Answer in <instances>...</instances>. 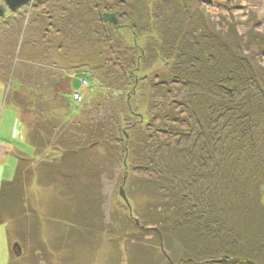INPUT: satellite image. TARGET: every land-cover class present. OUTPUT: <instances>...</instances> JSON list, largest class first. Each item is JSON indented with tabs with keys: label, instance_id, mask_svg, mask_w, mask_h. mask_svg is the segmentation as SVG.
<instances>
[{
	"label": "rangeland",
	"instance_id": "obj_1",
	"mask_svg": "<svg viewBox=\"0 0 264 264\" xmlns=\"http://www.w3.org/2000/svg\"><path fill=\"white\" fill-rule=\"evenodd\" d=\"M89 8L93 22L86 25L80 21ZM107 13H116L119 26L109 24ZM169 18L180 30L176 54L160 45L150 54L153 40L174 30ZM192 32L211 35V51L219 56L229 55L219 46V37L226 38L232 50L251 56L247 62L263 70L264 80V0H31L17 10L0 0V142L21 153L14 132L22 126V145L34 152L32 132L49 134L47 148L37 151L39 160H29L30 152L19 159L12 152L4 164L11 183L20 159L27 169L21 185L4 187L10 201L0 195V264H184L193 244L188 242L196 237L184 229L174 234L179 214L222 212L239 192L245 198L223 214L235 232H227L233 236L226 233V240L240 234L251 247L243 248L240 239L229 245L235 250L214 252L216 258L198 264H251L236 256L264 264V249L251 241L264 238V164L247 168L251 181L244 188L239 182L246 170H209L214 123L208 119L214 108L207 101L214 93L198 76L199 66L207 64L199 65L195 55L179 56L182 41L198 52ZM187 34L194 42H184ZM200 73L212 76L209 68ZM63 77L69 78L67 87ZM196 109L204 112L201 120ZM220 120V129L227 126L228 120ZM53 161L62 164L52 166L61 176L54 177L72 183L75 176L80 191L68 181L66 187L61 180L48 182L46 165ZM21 200L25 214L13 216ZM134 222L145 228L142 235Z\"/></svg>",
	"mask_w": 264,
	"mask_h": 264
},
{
	"label": "trees",
	"instance_id": "obj_2",
	"mask_svg": "<svg viewBox=\"0 0 264 264\" xmlns=\"http://www.w3.org/2000/svg\"><path fill=\"white\" fill-rule=\"evenodd\" d=\"M167 1V0H166ZM90 13V14H89ZM91 13L93 11L89 8L87 16H84L81 18V23L86 24L91 21ZM134 14V13H133ZM162 17V16H161ZM160 18V15L157 14V19ZM172 20L174 21V16H172ZM171 18L168 20V26L172 27L174 30H169L170 36H168V29L165 31H162L160 33L159 39H154L153 42L148 44V52L155 53L154 46L160 45V50L163 51V49L166 52H171L176 54V35L180 33V30H177V26L175 22L171 21ZM135 18H132L134 20ZM183 16V20H184ZM177 20V19H176ZM163 22V21H162ZM160 22V24L162 23ZM159 24V23H158ZM163 24V23H162ZM91 25V23H90ZM167 26V27H168ZM135 28V27H134ZM161 27H158L159 30ZM171 31V32H170ZM196 32V31H195ZM198 32H200V28H198ZM191 33V31L189 32ZM193 33V32H192ZM195 35V37H198V39L194 42V39L191 38L188 34L186 35L184 42L188 39L189 43H191V40L195 44L194 48H199L198 52L194 50H191V45H186L185 43H182V47L180 50V57H188L192 58L194 55L197 59H200V64L206 63V66H199L202 71H204L206 68H209L210 73L212 76L205 75L204 73H200L202 71H199L198 76L201 79V82L205 89H210L212 93H214V97L212 98L211 102L207 101V104H210V107L212 109L214 108L213 115L210 116L209 121H213L214 123V142L210 144V142L207 141V146L213 151V157L212 161L214 163V166L209 168L211 171L216 167H219V169H224L225 167L230 169V171L243 173L245 170L246 176L243 180H241L240 188H244L247 183L251 181V177L247 176L249 167L250 171L254 167H259L260 163L264 164V80L263 79V70L256 71L258 69L255 68L254 65L251 66L249 62H247L249 56H243L241 53H238L236 50H232L230 48V43L227 41V39L220 38L219 46L222 48V51H228L229 55L220 54L221 56L217 55V53H212L211 48L214 46V42L216 41L211 35ZM174 37V39H172ZM208 39H211L212 41H208ZM165 42V44H164ZM211 42V43H210ZM159 43V44H155ZM197 43V44H196ZM173 46H172V45ZM207 44L210 46L207 48ZM167 47V48H166ZM185 49L187 51H185ZM185 51V52H184ZM208 51V53H207ZM147 53V52H146ZM149 55V54H148ZM178 55V54H177ZM208 55V56H207ZM227 56V58H226ZM161 57V53L157 56V58ZM212 57V59L210 58ZM252 59V58H251ZM228 60V61H226ZM221 63L226 64V69H223L221 66ZM179 66H182V63H179ZM232 67H229L231 66ZM204 67H206L204 69ZM184 70V69H183ZM222 72H224V75L222 77ZM219 75V78L215 77V75ZM183 75V74H182ZM50 78H52L50 76ZM54 79V77L52 78ZM64 79L63 84L65 87L69 85V78H62ZM59 85V84H58ZM59 88V86H58ZM203 103L206 104V99H202ZM222 102V103H221ZM192 106V105H191ZM199 106V104H198ZM196 108V107H195ZM199 109V107H198ZM197 110V113L200 115V120L202 117H204L203 110ZM218 119L220 120V124L224 125V121L228 120L227 126H223L220 129V126H217ZM39 124V123H38ZM40 125H38L39 127ZM45 129V128H44ZM45 131H52V128H46ZM37 133L38 138H34L33 135ZM32 141L35 144L43 145V140L40 135L39 131L32 132ZM39 139V140H37ZM39 141V142H38ZM256 147V148H255ZM208 151V150H207ZM46 161V160H45ZM45 161L43 163L47 164ZM55 162V161H53ZM49 163L48 167L46 168V173H52L51 176H60V174H56L57 172L52 168V166L62 164H57V161L55 163ZM25 161L23 159L19 160L17 171L14 177V180L12 182V185L14 184H20L22 182V169L27 166L25 165ZM63 164L66 163V161H62ZM25 165V166H24ZM47 166V165H46ZM186 167V166H185ZM184 167V168H185ZM221 167V168H220ZM189 169L192 168L190 165L188 167ZM27 168L25 167V170ZM208 169V167L206 168ZM24 170V171H25ZM211 172H207L205 174L206 179H210L213 176L210 175ZM76 174V173H75ZM193 176V175H190ZM61 177V176H60ZM60 177H54L55 179H51L48 177V182L50 181H58L61 180L64 183V186H67V181L69 184V187L71 186V190L80 191V186L77 185V181H79L75 176L72 183L70 182L71 179H60ZM187 177V176H186ZM185 177V178H186ZM197 178L193 177V180H196ZM63 185V184H62ZM234 189V188H232ZM14 190H11V192ZM238 191V190H237ZM240 191V190H239ZM69 192L70 189H69ZM80 193V192H79ZM82 194V193H80ZM21 195V194H20ZM242 195L239 192V197H235L234 200L228 201L229 203L225 202V205H223L222 212L216 211L215 213H210L209 211L203 215L201 212H195L197 214L196 218H191V213H182L179 214V219L176 220L173 224V231L174 234H179L181 232L183 234L184 231L189 230L192 235L196 238L193 239V241H190L188 243H193L189 247V253L187 256V260H184V264H198L199 262L203 261L202 259L210 258L214 259L216 258V254L220 253L224 249L227 251H233L236 248L230 247V243L233 242H239L238 240H242L245 244L243 248H250L249 242L250 240H245L242 235H235L237 236L234 240L231 238L229 240H226V233L227 232H234V227L231 222H225L224 221V212L225 210H228L229 207L233 206L236 199H240L239 201H242L243 198ZM262 196V195H261ZM261 196L258 199L259 205L262 204V201H260ZM22 197V196H21ZM263 197V196H262ZM23 200V199H22ZM244 204L240 205L242 207ZM246 206L244 207L245 211ZM259 210L264 213V208H261L259 206ZM160 212V210H158ZM157 211V212H158ZM171 211V209H170ZM243 211V212H244ZM152 212H155V210H152ZM158 212V213H159ZM172 213H176L174 211H171ZM155 213V214H158ZM160 217L164 220L163 215ZM161 219V220H162ZM162 222V221H160ZM134 228L138 229L139 235L143 234V231L145 230L144 227L140 226L139 223L134 222L133 223ZM33 226V225H32ZM40 228V225H37V229ZM161 230V229H160ZM162 234L163 231L161 230ZM232 233H227L233 236ZM163 238H165L166 242L169 243L166 236L162 235ZM229 236V237H231ZM169 239V238H168ZM221 242H217L220 241ZM185 242V240H183ZM252 242L255 241V245L253 244L254 248H258L263 251L264 247L261 245L264 244V238H262V242L258 239L255 240L254 238L251 240ZM187 243V242H186ZM241 243V242H240ZM259 243V244H258ZM258 244V245H257ZM198 246V247H197ZM229 247V248H228ZM221 250V251H220ZM216 254H215V253ZM214 253V254H213ZM212 254V255H211ZM237 257V258H236ZM233 257L234 259L239 260V258L243 261H247L251 264H262L257 263V261L253 260L251 256H236Z\"/></svg>",
	"mask_w": 264,
	"mask_h": 264
},
{
	"label": "crops",
	"instance_id": "obj_3",
	"mask_svg": "<svg viewBox=\"0 0 264 264\" xmlns=\"http://www.w3.org/2000/svg\"><path fill=\"white\" fill-rule=\"evenodd\" d=\"M20 120V118H17V125L19 124V121ZM21 124V123H20ZM18 127V126H17ZM25 134V132H24V129L22 128V126H21V129L19 130V128L18 129H16L15 130V132H14V139L15 140H17V141H13L14 143H16L17 145H18V147L20 148V150H21V153H20V151H19V153H17V147L15 146V145H10V144H8V143H3V142H0V193H2V190H3V188L5 187L6 188V186H8V185H12V183H11V181H10V179H6V176L4 175V164L6 165V160L7 159H9V157H10V154L12 153V152H15V154L18 156V159H19V157L20 156H22L25 152H30V155H28L29 157H28V159L29 160H39L40 159V157H41V155L39 154V153H37V151L39 150V148L40 147H44L45 146V148H47L46 146H47V139H49L47 136H49V134H47V133H41L40 132V135H41V137H42V140H43V145L41 146V145H38V144H34L33 142V148H34V152H31L27 147H24L23 145H22V140L21 139H23V140H26V135H24ZM43 135L45 136V137H43ZM37 140H39V139H37ZM39 142V141H38ZM31 146V147H32ZM57 146V147H56ZM56 146H53V148H55V150H61L59 147H61V145H56ZM52 148V147H51ZM51 148L50 149H46V150H49V152H50V150H51ZM36 150V151H35ZM59 151H57L58 153H59ZM26 154V153H25ZM12 158V157H11ZM46 158L47 159H41L42 160V162L44 161V160H46V161H48L50 158H49V156L47 155L46 156ZM14 159V161H13V165H17V163H18V161H17V158L15 157V158H13ZM50 161V160H49ZM40 165V164H39ZM18 166V165H17ZM16 166V167H17ZM47 166H49V165H47ZM52 175V173H49V172H47L46 173V176H45V178L46 179H48V177H50ZM5 188H4V191H5ZM0 195H3L4 196V198L6 199V200H3L2 202H8V201H10V195L7 193V191H5L4 193H2V194H0ZM24 200V199H23ZM22 203V200H21V202H19V204L17 205L18 206V208H20L21 206H23V205H20ZM23 204V203H22ZM23 210H24V207H21L20 209H16L15 210V215H13V216H16V217H22L25 213L23 212Z\"/></svg>",
	"mask_w": 264,
	"mask_h": 264
},
{
	"label": "water",
	"instance_id": "obj_4",
	"mask_svg": "<svg viewBox=\"0 0 264 264\" xmlns=\"http://www.w3.org/2000/svg\"><path fill=\"white\" fill-rule=\"evenodd\" d=\"M31 2V0H5V4L12 10H17L18 8L22 7L23 5L29 4ZM5 10L4 8L1 9V16H4ZM105 19L109 22V23H114V24H118L119 19L116 16V14H105ZM120 194L123 196V198L127 201V197L125 195V193L123 192V189H121ZM17 244H15L14 246V250L20 251V247H18L17 249Z\"/></svg>",
	"mask_w": 264,
	"mask_h": 264
},
{
	"label": "flooded vegetation",
	"instance_id": "obj_5",
	"mask_svg": "<svg viewBox=\"0 0 264 264\" xmlns=\"http://www.w3.org/2000/svg\"><path fill=\"white\" fill-rule=\"evenodd\" d=\"M116 14V13H115ZM105 15V14H104ZM110 25H115L114 23H109ZM116 26H119V23L116 24ZM57 86H58V83H57Z\"/></svg>",
	"mask_w": 264,
	"mask_h": 264
},
{
	"label": "built area",
	"instance_id": "obj_6",
	"mask_svg": "<svg viewBox=\"0 0 264 264\" xmlns=\"http://www.w3.org/2000/svg\"><path fill=\"white\" fill-rule=\"evenodd\" d=\"M77 97H79V98H80V96H79V95H77Z\"/></svg>",
	"mask_w": 264,
	"mask_h": 264
},
{
	"label": "bare ground",
	"instance_id": "obj_7",
	"mask_svg": "<svg viewBox=\"0 0 264 264\" xmlns=\"http://www.w3.org/2000/svg\"><path fill=\"white\" fill-rule=\"evenodd\" d=\"M19 246V245H18ZM20 247V246H19ZM20 250H21V248H20Z\"/></svg>",
	"mask_w": 264,
	"mask_h": 264
}]
</instances>
